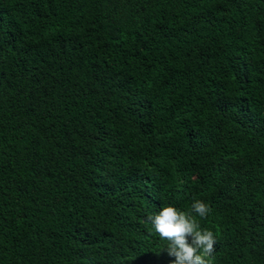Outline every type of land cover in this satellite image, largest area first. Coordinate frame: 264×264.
I'll use <instances>...</instances> for the list:
<instances>
[{
  "label": "trees",
  "instance_id": "1",
  "mask_svg": "<svg viewBox=\"0 0 264 264\" xmlns=\"http://www.w3.org/2000/svg\"><path fill=\"white\" fill-rule=\"evenodd\" d=\"M196 200L264 264V0H0V264H170Z\"/></svg>",
  "mask_w": 264,
  "mask_h": 264
},
{
  "label": "clouds",
  "instance_id": "2",
  "mask_svg": "<svg viewBox=\"0 0 264 264\" xmlns=\"http://www.w3.org/2000/svg\"><path fill=\"white\" fill-rule=\"evenodd\" d=\"M210 212L209 204L196 200L191 212L166 206L146 218L159 238L166 241L163 250L173 258L170 264H212L216 236L213 231L202 228L197 220V217L206 219Z\"/></svg>",
  "mask_w": 264,
  "mask_h": 264
}]
</instances>
